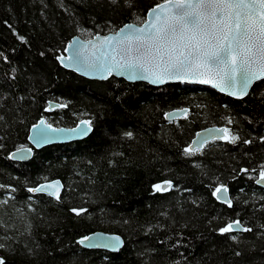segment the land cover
<instances>
[{
	"label": "trees",
	"instance_id": "trees-1",
	"mask_svg": "<svg viewBox=\"0 0 264 264\" xmlns=\"http://www.w3.org/2000/svg\"><path fill=\"white\" fill-rule=\"evenodd\" d=\"M163 2L0 0V202L8 201L0 203V254L6 264H264V188L256 184L264 170V80L234 99L187 82L90 80L57 59L75 36L91 39L142 24ZM51 102L66 107L50 109ZM178 109L188 112L166 118ZM43 118L54 127L91 120L93 132L37 150L29 161L12 160L14 151L30 146L31 128ZM209 127H227L239 140H212L186 155L197 132ZM56 179L64 185L59 199L28 191ZM164 181L171 190L154 192ZM221 185L232 207L213 195ZM73 208L87 211L77 215ZM237 219L252 231L219 232ZM100 230L122 236L123 248L78 243Z\"/></svg>",
	"mask_w": 264,
	"mask_h": 264
},
{
	"label": "snow or ice",
	"instance_id": "snow-or-ice-1",
	"mask_svg": "<svg viewBox=\"0 0 264 264\" xmlns=\"http://www.w3.org/2000/svg\"><path fill=\"white\" fill-rule=\"evenodd\" d=\"M147 16L148 19L141 22L142 26L128 24L112 36L96 37L97 44L88 41L92 46L91 54L83 55L82 50L77 49L71 57L73 63L78 69H84L86 74L95 73L100 79H107L115 71L120 75L127 72L129 79L149 80L151 83L189 80L212 84L221 92L240 98L249 94L254 82L264 80V0H164L154 6ZM57 59L63 61L64 57ZM56 107L66 105L57 104ZM182 111L187 114L188 110ZM45 124L46 121L41 120L34 128L40 129ZM47 127L51 128V125ZM92 130L91 120H81L77 127L67 131L86 136ZM216 131L225 133L219 138L230 143L239 140V136L231 134L227 127ZM126 135L131 137L132 133ZM48 139L43 131L35 138L37 144L48 142ZM198 143L200 147L197 149L185 148V154L194 155L208 140L193 141V144ZM30 152V148H20L12 157L23 159ZM262 181L264 170L257 182ZM59 187L60 183L56 181L29 188L28 191H47L48 195L59 199ZM171 187V181H164L153 185V190L167 192ZM222 192H227L223 185L217 187L213 195L221 199L217 194ZM224 202L232 207L231 200L225 199ZM0 203L7 204L8 201ZM72 211L80 215L87 210L73 208ZM236 231L247 233L252 229L243 226L239 219L219 229L221 234ZM231 238L235 240L236 236ZM78 243L114 252H118L123 245L119 236L103 241L84 236ZM4 247L0 243V248ZM0 264H6L3 257H0Z\"/></svg>",
	"mask_w": 264,
	"mask_h": 264
},
{
	"label": "water",
	"instance_id": "water-1",
	"mask_svg": "<svg viewBox=\"0 0 264 264\" xmlns=\"http://www.w3.org/2000/svg\"><path fill=\"white\" fill-rule=\"evenodd\" d=\"M147 19H148V16H147ZM129 24H135V23H129ZM126 25H128V24H126ZM136 25L137 26H142V24H136ZM116 32H112V33H108V34H98L97 36H95L94 38H91V39H85V38H82V37H79V36H75L68 43V45L66 47V50H65V53L60 56V57H64V60L63 61L58 60L59 63L61 64V66L64 69L69 70V71H73L76 74H78V75H80V76H82L84 78L90 79V80L106 81V80L110 79L111 77H115V78H118V79H124V80H126L128 82H131V83L144 82V83H148V84H150L152 86H162V85H166V84L187 82V83H194V84L203 85V86H209V87L215 89L217 92H219V93H221L223 95L229 96L231 98H234V99H244L247 96L246 95V96H244L242 98L235 97V96H230V95H228L225 92H221L218 88L213 87L212 84H203V83H199V82H195V81H189V80H171V81H166L165 83H151L149 80L129 79L127 72H125L123 75H120V74H118L117 72L114 71L107 79H100V78H98V75L95 74V73H87L86 74L84 69H78L77 68V66L73 63V61L71 59V57L74 56V54L77 51V49H81L83 55H90L91 51H92V46L88 44V41H92L93 44H97L98 41H97L96 37H100L102 39L104 36H112ZM69 45H71L72 47H69ZM257 82H259V81H257ZM257 82H254V84L249 88V93H250V91L252 90V88L254 87V85ZM55 106H56V104L51 102L49 108L52 109ZM169 113H172V115L169 116L168 115ZM184 115H185V113L181 109H178V110H173V111L168 112L167 115H166V118L168 120H175L176 118L182 117ZM41 120L46 121L44 118L41 119ZM40 121L37 124H39ZM37 124H35V125H37ZM47 125H49V123L46 122L45 125H41L40 129H36L33 126L31 128V132H30V136H29L30 146L24 147V148H30L31 152L25 154V158L20 159L18 157H15V158L12 157V154L17 152V150H16V151H14L11 154V159L14 160V161H17V162H26V161L31 160L34 157V153L37 150H42L43 148H45L47 146H50V145L66 144V143H71V142L82 141V140L86 139L93 132V130H92L88 135L82 136V135H78L76 133H71V132L67 131L68 129H72V128L77 127V125L74 126V127H54V126L51 125V128H48ZM221 128H225V127H209L207 129H203V130H200L199 132H197L196 136L194 137V139L192 140V143L190 145L191 149H197V148L200 147L199 143L198 144H193V141H203V140L207 139L208 142H209V141H212V140L223 139V138H219V137H223L226 134L216 131L217 129H221ZM53 129H63L65 131L56 132V131H53ZM41 131L46 133L49 139H48V142L37 144L35 138L40 135ZM223 140H226V139H223ZM56 181H59V183H60V187H59V196H60V194L62 193V191L64 189V185H63V183H62V181L60 179H56V180H52V181H46L44 183H41L40 185L47 184V183H50V182H56ZM257 181H256V184L264 188V181L259 182V183ZM225 188H227V192L226 193L222 192V193L217 194V195H219L221 197V199H218V200L223 202V203H225L224 202L225 199L231 200L230 195H229L228 187L225 186ZM32 193L48 195L47 191L32 192ZM49 196H51L52 198L56 199V197L53 196V195H49ZM87 236H92V237H94V240L95 239H99L101 241L106 240V239H108L109 237H112V236H119L121 238V240L123 241V245L120 247V249H122L123 246H124V239L122 238V236H120L118 234L110 233V232H107V231H101V230L100 231H95V232H93V233H91V234H89ZM82 246L85 247L84 245H82ZM85 248H87V249H100V250H106V251L114 252L111 249L102 248V247L101 248H88V247H85ZM0 257H3V256L0 255ZM4 260H5V258H4Z\"/></svg>",
	"mask_w": 264,
	"mask_h": 264
}]
</instances>
